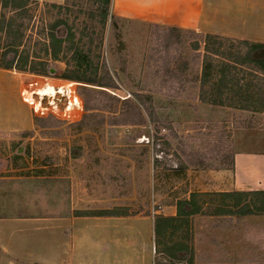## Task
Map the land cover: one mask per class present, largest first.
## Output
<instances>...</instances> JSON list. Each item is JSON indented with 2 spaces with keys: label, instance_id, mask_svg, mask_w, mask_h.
I'll return each instance as SVG.
<instances>
[{
  "label": "rangeland",
  "instance_id": "374dc122",
  "mask_svg": "<svg viewBox=\"0 0 264 264\" xmlns=\"http://www.w3.org/2000/svg\"><path fill=\"white\" fill-rule=\"evenodd\" d=\"M23 2L0 7V215L124 218L143 232L128 241L145 259L148 226L136 220L171 216L196 194L199 212L167 225L155 264H264L262 214L233 207L212 176L232 167L235 130H264V73L235 70L248 110L202 103L198 82L206 34L235 52L264 43V0H225L209 15L208 29L228 35L127 16L118 0L105 24L102 0ZM89 77L116 88L79 79Z\"/></svg>",
  "mask_w": 264,
  "mask_h": 264
},
{
  "label": "crops",
  "instance_id": "0c3cea01",
  "mask_svg": "<svg viewBox=\"0 0 264 264\" xmlns=\"http://www.w3.org/2000/svg\"><path fill=\"white\" fill-rule=\"evenodd\" d=\"M118 1L121 14L137 17L149 23L178 29L231 34L228 31L207 27L211 23L216 24L214 17L210 21L209 15L217 16L225 0H221V4L216 7L208 0ZM231 147L232 167L212 174L219 184V188L214 191L217 193L264 191V130H235L231 138ZM165 217H177V213ZM258 218L264 220V213ZM137 222H143L148 226L145 233L148 240L144 243L149 247L145 259L140 256L138 245L141 243L136 242L134 245L128 241L129 235L134 233L141 235L143 232L129 231L128 221L124 218L54 219L46 215L31 217L2 214L0 264H111L112 257H115L116 264L129 262L155 264L157 241L155 221L147 217L145 220H136ZM112 228H115V231H112ZM165 232L162 231L161 236ZM129 256L136 258L129 260Z\"/></svg>",
  "mask_w": 264,
  "mask_h": 264
},
{
  "label": "trees",
  "instance_id": "16d2710c",
  "mask_svg": "<svg viewBox=\"0 0 264 264\" xmlns=\"http://www.w3.org/2000/svg\"><path fill=\"white\" fill-rule=\"evenodd\" d=\"M102 1L105 7L101 10L100 16L102 24H105L109 15L111 0ZM0 7L17 11L24 7V2L23 0H0ZM171 29L177 30L178 28L171 27ZM3 30L4 25L2 24L1 31ZM48 40L51 55L57 58L59 52L62 50L63 40L57 36L54 28L49 32ZM226 40L227 38L225 39L218 35H205V54L198 76V82L201 86L200 100L205 104L234 108L240 107L241 109L248 110L249 106L243 103L247 101L244 95L248 92L249 88L241 84L243 79L235 76V70L237 67H240L249 68L255 74L264 73V43L240 40L238 41V50L235 52V42L231 40L232 42H229L227 46ZM11 65L9 64V67ZM79 79H84L83 81H87V84L91 85L116 88L113 84L104 86L103 82L99 81L96 77ZM243 86L245 89H243ZM86 107L88 111L91 109L89 105ZM218 194L226 200H232L233 207H241V211L246 215L264 213V191ZM195 197L196 194H192L190 199L179 200L177 204V217H165L163 215L156 217L155 234L157 239L162 235V231H166L168 224L199 212L197 205L193 203ZM186 206H191L193 208L192 211L187 212L184 209Z\"/></svg>",
  "mask_w": 264,
  "mask_h": 264
},
{
  "label": "bare ground",
  "instance_id": "6f19581e",
  "mask_svg": "<svg viewBox=\"0 0 264 264\" xmlns=\"http://www.w3.org/2000/svg\"><path fill=\"white\" fill-rule=\"evenodd\" d=\"M60 90H61V88H60ZM39 91V90H38ZM45 92H50V93H54V88L53 87H51V86H49V87H47V88H45L44 90H43V93H45Z\"/></svg>",
  "mask_w": 264,
  "mask_h": 264
}]
</instances>
